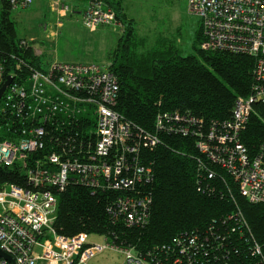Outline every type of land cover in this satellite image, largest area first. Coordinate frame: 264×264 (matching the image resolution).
Segmentation results:
<instances>
[{"label": "built area", "instance_id": "obj_1", "mask_svg": "<svg viewBox=\"0 0 264 264\" xmlns=\"http://www.w3.org/2000/svg\"><path fill=\"white\" fill-rule=\"evenodd\" d=\"M49 1L60 19L80 10L87 28L107 24L124 29L108 0ZM3 2L14 12L31 6L35 0H0V7ZM189 13L201 20L204 51L244 53L256 60V82L251 94L236 99L232 116L224 121V130L219 135L216 125H212L209 140L197 144L212 163L222 166L234 179L241 195L251 203L264 204V139L254 157L242 142V132L250 122L254 104L264 101V0H189ZM20 46L32 48L39 57L30 40L21 37ZM111 64L51 60L37 67L16 53L0 61V88L11 78L0 99V166L16 168L27 178L25 185L10 182L0 186V249L13 258L0 255V264H86L110 248L125 255L124 264H166L170 260L171 254L165 250L170 247L139 253L134 247L115 244L106 235L105 242L97 243L90 240L87 232L66 236L54 226L58 210L56 193L63 191L70 180L96 187L107 183L114 188L119 187L120 181L125 185L129 181L124 178L118 182V177L123 167H132L128 151L136 154L140 146H130L133 127L116 109L120 83ZM169 116L157 117L159 130H173L171 121L181 119L179 114ZM164 118L172 127H168ZM76 121L82 124L83 135L88 139L82 159L71 161L66 148L47 149L45 136L51 129H72ZM147 138L154 144L158 140L150 133ZM137 160L136 154L134 161ZM136 167L138 173L144 169L139 164ZM198 169L202 178L215 176L202 160ZM129 198L125 195L118 199L114 215L127 214L131 224L146 221L147 216L143 219L140 212L146 203H140L139 207ZM228 219L231 220L226 225L220 221L223 235L219 233L220 222L211 226V235L217 240L220 237L225 240L228 235L240 238L248 252L243 264H264L263 249L248 237L250 229L241 212ZM174 241L173 251L177 244L181 252L189 250L179 237ZM190 244L195 247L198 243L190 240ZM160 249L167 254L166 258Z\"/></svg>", "mask_w": 264, "mask_h": 264}, {"label": "trees", "instance_id": "obj_2", "mask_svg": "<svg viewBox=\"0 0 264 264\" xmlns=\"http://www.w3.org/2000/svg\"><path fill=\"white\" fill-rule=\"evenodd\" d=\"M108 1L124 25L118 47L111 56V70L120 83L116 109L133 127L134 136L129 144L140 146L136 153L138 160L134 161L135 152L126 153L132 167H123L118 182L124 178L129 181L127 185L120 181L118 188L107 183L96 187L70 180L63 191L56 193L57 232L66 236L80 232L106 235L115 244L134 247L139 253L170 247L165 249L171 254L166 264H243L248 257L244 241L229 235L225 240L221 237L217 240L210 229L214 223L223 220L224 224L241 212L250 229L248 237L264 253V204L251 203L241 195L234 179L222 166L212 163L197 144L209 140L212 125H216L219 135L224 130V121L232 116L236 99L251 94L256 82L255 58L244 53L204 51L201 24L194 52L188 55L180 54L164 38L142 50L146 40L138 33L136 20L124 12L123 1ZM12 13L3 2L0 61L16 53L41 67L43 61L33 54V49L20 46L21 36ZM165 114L170 118L180 115L179 121H171L173 130L158 129L157 117ZM148 133L158 137L155 144L148 140ZM87 139L77 121L72 129H51L45 136L47 149L66 148L71 161L82 159ZM263 139L264 101H259L242 132V142L254 157ZM199 160L214 172V177L200 176ZM137 164L144 168L140 173ZM26 179V174L16 168L0 166V186L10 182L25 185ZM125 195L139 207L140 203H146L145 209L140 210L143 219L147 216L146 221L131 224L127 214L114 215L118 199ZM219 226L223 235L221 222ZM177 237L189 250L181 252L180 244L172 250ZM190 240L198 244L192 247ZM160 254L167 257L162 249Z\"/></svg>", "mask_w": 264, "mask_h": 264}, {"label": "rangeland", "instance_id": "obj_3", "mask_svg": "<svg viewBox=\"0 0 264 264\" xmlns=\"http://www.w3.org/2000/svg\"><path fill=\"white\" fill-rule=\"evenodd\" d=\"M122 1L124 12L136 20L137 31L146 40L142 50L164 38L182 55L194 52L201 20L189 13V0ZM12 18L17 22L20 36L31 41L43 61L109 64L123 34L117 25L87 28L80 13L60 19L49 0H35L31 6L14 11ZM58 20H61L60 25ZM89 237L92 242H105L104 235L92 233ZM124 261L121 251L110 248L96 254L86 264H124Z\"/></svg>", "mask_w": 264, "mask_h": 264}, {"label": "water", "instance_id": "obj_4", "mask_svg": "<svg viewBox=\"0 0 264 264\" xmlns=\"http://www.w3.org/2000/svg\"><path fill=\"white\" fill-rule=\"evenodd\" d=\"M10 82H11V78L9 77L7 82L0 88V99H1V97L5 91L6 87L10 84ZM0 255L9 259V260H13V258L9 254L5 253L1 249H0Z\"/></svg>", "mask_w": 264, "mask_h": 264}, {"label": "crops", "instance_id": "obj_5", "mask_svg": "<svg viewBox=\"0 0 264 264\" xmlns=\"http://www.w3.org/2000/svg\"><path fill=\"white\" fill-rule=\"evenodd\" d=\"M108 2H109V1H108ZM123 6H124V4H123ZM77 13L79 14V13H80V10H77V12H76L75 14H77Z\"/></svg>", "mask_w": 264, "mask_h": 264}]
</instances>
